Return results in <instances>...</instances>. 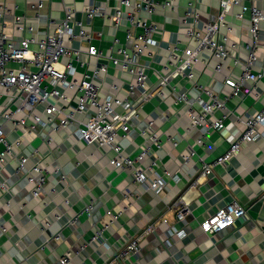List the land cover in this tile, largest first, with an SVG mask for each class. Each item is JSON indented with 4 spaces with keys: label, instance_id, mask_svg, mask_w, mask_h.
I'll use <instances>...</instances> for the list:
<instances>
[{
    "label": "crops",
    "instance_id": "1",
    "mask_svg": "<svg viewBox=\"0 0 264 264\" xmlns=\"http://www.w3.org/2000/svg\"><path fill=\"white\" fill-rule=\"evenodd\" d=\"M3 1L11 7L15 4V13L28 16L27 23L36 28L38 37L53 28L50 19L59 21L64 17V4L77 8V18L87 23L82 11L85 0H42L44 5L37 16L31 6L39 0H0V3ZM99 1L108 6V11H112L116 4V0ZM177 2L175 13L158 11L150 17L158 23L160 30L155 34L158 46H152L142 58L150 65L149 88L157 79L156 71L166 72L170 45L195 46V42H189L184 34L185 26L179 24L188 0ZM255 2L261 8L264 6V0ZM198 5L203 22L215 20L219 13L217 0H198ZM238 11L240 8L236 6L227 15L234 27L229 42H237L238 47L230 49L222 70H215L219 59L205 49L194 68L197 85L186 76L174 78L176 89L186 91L195 108L209 100L200 86L224 97L231 89L225 84V78L230 76L236 80L242 73L248 58L246 45L251 43L250 16L245 13L242 19H238L235 16ZM141 14L148 17L145 12ZM92 25L95 30L103 31L101 40L94 42L104 54L108 53L115 34L125 42V28L115 31L109 18L97 16ZM2 30L14 38L24 35L15 27L11 13L0 17ZM259 41L261 45L256 49L254 72L264 71V21L260 23ZM81 57L90 60V68L95 64H107L108 74L104 78L102 94L107 92L111 82L123 86L119 92L123 98L119 111H124L140 98V92L134 96L127 92V82L132 77L129 72L122 71L103 57L91 58L86 53ZM75 63L78 74L86 70ZM243 87L251 88V83L245 82ZM163 92L165 98L155 94L143 102L140 116L130 118L129 131L119 132L124 152L136 156L146 143L142 130L148 128L150 120L154 121L151 130L159 134L162 146L152 145L149 156L157 159L156 172L165 179L158 194L146 183H135L128 171L110 165L109 160L114 155L112 149L79 140L74 134L77 125H71L68 130H56V120L39 124L26 135L23 153L30 155L38 149L28 165L41 159L45 164L58 165V171L49 175L40 197L33 195L34 185L28 181L25 172L16 171L15 164L8 163L0 172V182L5 180L9 186L8 191L0 188V264H61L60 259L68 251L72 253L69 264H104L126 241L140 235L150 225L155 229L140 238V253L132 255L123 264H264V136L243 146L233 158L213 168L199 182L195 181L201 174L198 156L210 161L222 154L243 129L238 118L262 108L264 72L257 83L260 97L255 98L254 91L230 96L227 105L233 112L226 119L224 128L210 130L201 145L195 144L201 135L200 126L190 127L186 106L176 101V93L170 88H163ZM220 114L216 111L210 119H216ZM50 136L54 140L47 143ZM190 146L197 154L184 162L181 154ZM165 169L177 175V179L166 174ZM154 176L156 173L151 174L150 179ZM181 195H185L188 203L183 221L178 220L176 210L169 207ZM233 199L247 209V214L219 233L204 234L200 222ZM88 204L93 206L90 214L85 211ZM108 210L121 211L122 214L105 227L111 219ZM99 229H102L101 240L91 241ZM174 229L183 230L182 235H172L170 231Z\"/></svg>",
    "mask_w": 264,
    "mask_h": 264
},
{
    "label": "built area",
    "instance_id": "2",
    "mask_svg": "<svg viewBox=\"0 0 264 264\" xmlns=\"http://www.w3.org/2000/svg\"><path fill=\"white\" fill-rule=\"evenodd\" d=\"M217 1V17L215 20L203 22L198 0H188L184 13L179 17V24L185 26L184 34L189 42H195V46L181 47L178 43L170 45L166 72L156 71L157 79L151 88L148 85L150 65L143 62L142 58L148 49L158 46L155 34L160 27L150 17L158 11L164 14L175 13L178 9L177 0H116L112 11H108V6L99 0H85L82 11L87 23L77 18V8L64 4V17L59 21L50 19L49 23L53 24V28L42 37L36 36V28L27 23L28 16L25 13H15V4L11 7L5 1L1 2L0 17L11 13L15 27L24 35L14 38L4 30L0 31V172L8 163L15 164L16 171L25 172L28 181L34 185L33 195L40 197L49 175L58 171V165L55 167L45 164L41 159H36L28 165L30 157H35L38 149L28 155L23 153L22 148L26 135L31 134L36 126L57 120L56 130H68L71 125H77L74 134L79 140L112 149L114 155L109 160L110 165L128 171L135 183H146L158 194L165 185V179L156 172V167L159 166L157 159L149 156L152 145L162 146L159 134L151 130L154 121L150 120L148 128L142 130L146 143L141 146L136 156L124 152L119 137L120 131H129L130 118L140 116L143 102L155 94L165 98L163 88H170L176 93V101L186 106L185 113L189 116L190 127L200 126L201 135L195 140V144L201 145L210 130L220 131L224 128L226 119L233 112L227 105L230 96L251 91H254L255 98L261 95L257 92V83L264 71L254 72L252 68L257 58L256 49L261 45L259 33L260 23L264 21V6L259 7L255 0ZM43 5L42 0L32 4L35 16L39 15ZM236 6L240 8L235 14L236 18L242 19L245 13L250 16L248 29L251 43L246 45L248 58L243 64L242 73L236 80L230 76L225 78V84L231 89L224 97H220L208 87L200 86L209 96V100L195 108L189 101L188 93L176 89L174 78L186 76L197 85L194 68L201 61V52L205 49L210 50L219 59L215 70H222L224 61L230 56V49L238 47L237 42H229V35L234 27L227 19L228 13ZM142 12L147 13L148 17H144ZM97 16L109 18L115 31L125 28V42L115 34L107 54L94 42L101 40L103 35L102 30H95L92 25ZM82 53L91 58H106L122 71L129 72L132 77L127 82V92L131 96L140 92L141 96L137 102L128 105L124 111H119L118 107L123 104L119 92L123 86L111 82L107 92L102 94L104 78L108 74L107 64H95L90 68V60H83ZM238 61L236 58V62ZM75 62L86 70L78 74ZM245 82H250L251 88L243 87ZM216 111H220V116L211 120L210 116ZM238 119L242 122L243 129L222 154L210 161L201 155L198 156L201 174L196 182L210 174L216 166L233 158L243 146L264 136V103L256 113ZM53 140L50 136L46 142L52 143ZM196 154L197 151L190 146L182 152V160L188 162ZM164 171L177 179V175L171 174L167 169ZM153 173H156V176L150 179ZM0 188L9 190L5 180L0 182ZM92 207V204H88L85 211L90 214ZM169 207L176 210L178 220L185 219L188 211L185 195L176 198ZM107 213L111 219L105 227L113 224L122 214L121 211L112 210ZM246 214L247 209L238 200L233 199L207 214L200 222V227L204 234L219 233L234 225ZM154 229L155 226L150 225L140 235L126 241L119 252L104 264H123V261L130 259L132 255L139 254L140 238ZM170 232L180 237L183 230L174 229ZM101 237L102 229H99L91 241H100ZM71 254L68 251L60 259V263L69 264Z\"/></svg>",
    "mask_w": 264,
    "mask_h": 264
}]
</instances>
